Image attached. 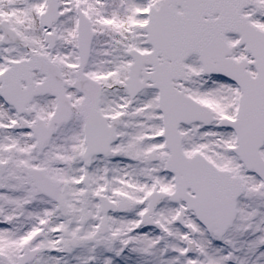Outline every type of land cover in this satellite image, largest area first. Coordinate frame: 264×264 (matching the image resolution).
<instances>
[{
    "label": "snow or ice",
    "instance_id": "1",
    "mask_svg": "<svg viewBox=\"0 0 264 264\" xmlns=\"http://www.w3.org/2000/svg\"><path fill=\"white\" fill-rule=\"evenodd\" d=\"M0 264H264V0H0Z\"/></svg>",
    "mask_w": 264,
    "mask_h": 264
}]
</instances>
